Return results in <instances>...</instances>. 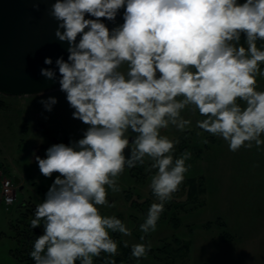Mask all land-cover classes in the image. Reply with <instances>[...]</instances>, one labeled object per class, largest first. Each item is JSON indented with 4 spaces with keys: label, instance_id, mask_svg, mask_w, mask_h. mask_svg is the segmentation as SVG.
I'll use <instances>...</instances> for the list:
<instances>
[{
    "label": "clouds",
    "instance_id": "9594fccd",
    "mask_svg": "<svg viewBox=\"0 0 264 264\" xmlns=\"http://www.w3.org/2000/svg\"><path fill=\"white\" fill-rule=\"evenodd\" d=\"M121 9L123 23L110 29L104 21L114 23ZM49 15L68 56L40 74L59 84L72 118L87 127L82 138L35 157L44 177L58 175L35 208L30 226L43 230L29 255L34 264H94L107 254L103 264H116L112 233L131 230L100 207H115L109 189L121 191L126 167L149 161L158 202L139 226L140 240L157 230L191 168V152L175 157L179 139L162 134L191 128L185 110L198 113L195 126L232 152L264 146V0H55ZM40 102L51 112L58 101ZM150 249L133 244L131 255L146 258Z\"/></svg>",
    "mask_w": 264,
    "mask_h": 264
},
{
    "label": "rangeland",
    "instance_id": "374dc122",
    "mask_svg": "<svg viewBox=\"0 0 264 264\" xmlns=\"http://www.w3.org/2000/svg\"><path fill=\"white\" fill-rule=\"evenodd\" d=\"M261 67L264 69V65ZM258 90H264V78H258ZM48 97H56L58 101L51 112L46 111L40 102ZM0 101V163L8 176L19 182L14 204L6 210L0 202V264H20L11 251L26 240L35 208L56 178L54 175L44 177L34 161L31 147L41 138L34 119L42 122L45 128H63L80 138L87 126L72 118L74 110L60 90L43 96L0 97ZM182 115L192 121L191 128L180 132L169 127L162 130V134L170 139H179L175 157L185 150L191 152V159L186 162L191 168L185 180L203 179L205 191L197 201L201 207L183 213L170 206L160 217L165 221L157 223V230L145 237V243L150 244L151 249L162 247L165 243L177 248L172 241L177 239L185 246L187 254L176 258L174 264H264V146L232 152L223 139L202 132L195 126L196 120L202 119L198 113L187 109ZM198 132L201 135H197ZM204 138L209 143L203 144L201 141ZM149 163L137 164L135 169L126 167L118 179L121 191L114 193L109 189L108 200L115 207H100L103 215L116 216L131 230L130 236L121 234V240L128 241L129 247L143 243L140 237L144 234L138 222L144 221L150 207L141 211L131 208L125 193H129L130 199L137 203L148 200L151 206L158 202L150 194L151 173L145 171ZM131 170L141 182L131 177ZM183 184L165 208L178 202L184 203L185 209L195 204L186 200ZM174 212H178L177 217L180 218L177 228L168 222ZM217 220L225 224L223 229L216 225L210 230L203 229L208 222ZM40 229H43L42 226ZM222 231L233 236V241L222 243L219 237ZM120 252L118 247V254ZM135 264L162 263L147 255Z\"/></svg>",
    "mask_w": 264,
    "mask_h": 264
},
{
    "label": "water",
    "instance_id": "95a60500",
    "mask_svg": "<svg viewBox=\"0 0 264 264\" xmlns=\"http://www.w3.org/2000/svg\"><path fill=\"white\" fill-rule=\"evenodd\" d=\"M54 2L0 0V96L34 97L60 90L57 82L40 74L42 68H55L57 58L68 56V45L54 35L58 22L49 15ZM122 15L123 9L114 23L104 22L111 29L123 23ZM46 57L52 65L44 63Z\"/></svg>",
    "mask_w": 264,
    "mask_h": 264
},
{
    "label": "trees",
    "instance_id": "16d2710c",
    "mask_svg": "<svg viewBox=\"0 0 264 264\" xmlns=\"http://www.w3.org/2000/svg\"><path fill=\"white\" fill-rule=\"evenodd\" d=\"M241 43H243V37L241 39ZM0 106H1V101H0ZM213 142V140H211ZM215 143V141H214ZM3 165L0 163V168H2ZM139 166V170H140ZM133 169V168H131ZM135 169V168H134ZM131 177L136 181V182H141L140 178L138 177L137 174H135L132 170L129 172ZM183 188L185 190V195H186V200L195 203L192 204L193 206L189 209H185L184 203H176L174 205L169 204L165 210H168L170 206H173L174 209L178 211H182L183 213H189L191 211L197 210L198 208L201 207V203H197L198 201V196L202 195L205 191L204 189V182L202 178L194 179V178H189L184 181ZM129 192V191H128ZM150 194L155 197L150 191ZM125 199L130 202V207L133 209H137L139 211L143 210L145 207H150L149 206V201H144L142 203H137V201L130 199V194L125 193ZM178 212H174L171 215V218L169 219V223L173 225L174 228H177L179 226V221L180 218L178 219L177 217ZM159 221H165L163 219H160ZM158 221V223H159ZM142 222H138V226H140ZM216 225L219 228L223 229L225 227V224L222 221H215L214 223L208 222L203 226L204 230H210V228ZM42 230L40 228L32 229L30 224H29V229H28V236L24 243L20 244L19 248H16L11 251L12 256L20 263V264H34V261L30 257V252L32 251V247L34 244L35 239L37 236L42 234ZM112 237L114 240L118 242V247H120L121 252L120 254H117L114 257H111L112 259L115 260L116 264H135L141 259L137 260L136 258L132 257L131 255V247L125 248L123 246V241L121 240V234L120 233H112ZM220 241L222 243H229L230 241H233V236H230L226 231H222L220 233ZM173 243L177 245V248H173V246L170 243H165L163 244L162 247L156 248V249H150L148 252V255L153 256V258L162 264H174L176 261V258H183L186 256L187 251L184 245H181V243L177 239H172ZM145 243V240L143 241ZM107 254H102L100 258H94V264H103V259Z\"/></svg>",
    "mask_w": 264,
    "mask_h": 264
},
{
    "label": "flooded vegetation",
    "instance_id": "af4514ba",
    "mask_svg": "<svg viewBox=\"0 0 264 264\" xmlns=\"http://www.w3.org/2000/svg\"><path fill=\"white\" fill-rule=\"evenodd\" d=\"M38 121L39 120L37 118L34 119V123L36 124L37 129L40 130L39 137L41 138L38 139L36 143L31 147L35 162H36V159H35L36 156H39L41 158H46V150L52 145L59 144V143H64L67 145L71 141L80 139V137L70 134L67 130L63 128H56V129H53L51 127L45 128L44 124ZM53 175L57 176L58 174L54 173Z\"/></svg>",
    "mask_w": 264,
    "mask_h": 264
},
{
    "label": "built area",
    "instance_id": "2783aa9c",
    "mask_svg": "<svg viewBox=\"0 0 264 264\" xmlns=\"http://www.w3.org/2000/svg\"><path fill=\"white\" fill-rule=\"evenodd\" d=\"M17 185L3 168H0V202L7 210L17 198Z\"/></svg>",
    "mask_w": 264,
    "mask_h": 264
},
{
    "label": "crops",
    "instance_id": "0c3cea01",
    "mask_svg": "<svg viewBox=\"0 0 264 264\" xmlns=\"http://www.w3.org/2000/svg\"><path fill=\"white\" fill-rule=\"evenodd\" d=\"M1 232V231H0ZM205 264V263H204Z\"/></svg>",
    "mask_w": 264,
    "mask_h": 264
}]
</instances>
